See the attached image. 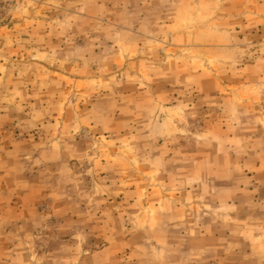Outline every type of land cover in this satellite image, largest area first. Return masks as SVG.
Listing matches in <instances>:
<instances>
[{
    "label": "rangeland",
    "instance_id": "obj_1",
    "mask_svg": "<svg viewBox=\"0 0 264 264\" xmlns=\"http://www.w3.org/2000/svg\"><path fill=\"white\" fill-rule=\"evenodd\" d=\"M0 264H264V0H0Z\"/></svg>",
    "mask_w": 264,
    "mask_h": 264
}]
</instances>
